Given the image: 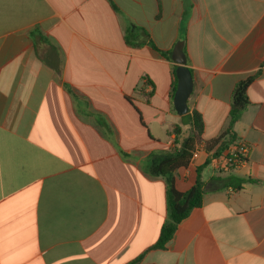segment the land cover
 I'll return each instance as SVG.
<instances>
[{"label": "crops", "instance_id": "0c3cea01", "mask_svg": "<svg viewBox=\"0 0 264 264\" xmlns=\"http://www.w3.org/2000/svg\"><path fill=\"white\" fill-rule=\"evenodd\" d=\"M130 24L147 32L135 45ZM181 40L203 146L226 131L239 81L260 72L234 125L250 152L229 173L205 153L175 172L180 192L199 177L207 191L154 249L167 180L142 165L176 149L173 128L189 132L173 102ZM226 176L241 188L211 190ZM138 259L264 264V0H0V264Z\"/></svg>", "mask_w": 264, "mask_h": 264}, {"label": "trees", "instance_id": "16d2710c", "mask_svg": "<svg viewBox=\"0 0 264 264\" xmlns=\"http://www.w3.org/2000/svg\"><path fill=\"white\" fill-rule=\"evenodd\" d=\"M114 7L116 6L114 5ZM182 25H185L184 19ZM135 32H142L147 36L145 29L130 24L126 32L128 44L135 45L132 41ZM149 44L165 58H170V53L159 49L153 41H150ZM259 74L260 72L255 75H250L239 81L236 85L232 97L229 125L226 131L218 138L204 144L208 152L214 151L215 148L218 147L216 151H214V154H220L229 146L228 144L235 140L234 125L241 118L246 108L251 104L248 89ZM175 91L176 86L174 88V92ZM182 124L188 125L190 128L189 132H184L180 126L173 128V132L176 134V149L165 152L159 157H151L144 161L142 165L143 170L150 176H161L165 177L167 180L168 219L161 229V234L157 243L152 247L154 249H164L166 247L177 231L178 225L186 219L194 209L202 206L203 196L207 191L205 183L200 177L195 185L186 192H180L175 186V172L182 167H187L191 162L192 154L196 147L198 145H203L201 136L205 128L203 118L197 111H189L188 114L182 116ZM226 138L227 140L225 141ZM242 183L243 180L234 176L219 177L214 180V185L211 190H219L228 187L240 189ZM139 260L140 259L131 264H137Z\"/></svg>", "mask_w": 264, "mask_h": 264}, {"label": "built area", "instance_id": "2783aa9c", "mask_svg": "<svg viewBox=\"0 0 264 264\" xmlns=\"http://www.w3.org/2000/svg\"><path fill=\"white\" fill-rule=\"evenodd\" d=\"M249 152V145L242 140L233 141L226 150L217 155L207 152L203 145H198L192 154L191 161L195 162L201 153H205L208 163L215 171L229 173L247 162Z\"/></svg>", "mask_w": 264, "mask_h": 264}, {"label": "water", "instance_id": "95a60500", "mask_svg": "<svg viewBox=\"0 0 264 264\" xmlns=\"http://www.w3.org/2000/svg\"><path fill=\"white\" fill-rule=\"evenodd\" d=\"M184 41H179L172 52V60L177 64L176 76L177 87L174 94V107L178 115L184 116L189 113L188 100L193 91V77L187 66V57L184 51Z\"/></svg>", "mask_w": 264, "mask_h": 264}]
</instances>
